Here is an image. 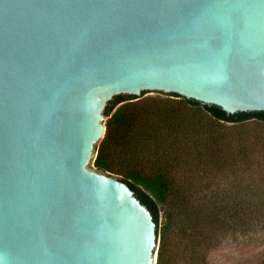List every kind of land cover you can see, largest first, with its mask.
<instances>
[{
    "label": "water",
    "instance_id": "95a60500",
    "mask_svg": "<svg viewBox=\"0 0 264 264\" xmlns=\"http://www.w3.org/2000/svg\"><path fill=\"white\" fill-rule=\"evenodd\" d=\"M201 2L0 0V264H156L152 212L94 166L109 101L264 110V0Z\"/></svg>",
    "mask_w": 264,
    "mask_h": 264
},
{
    "label": "trees",
    "instance_id": "16d2710c",
    "mask_svg": "<svg viewBox=\"0 0 264 264\" xmlns=\"http://www.w3.org/2000/svg\"><path fill=\"white\" fill-rule=\"evenodd\" d=\"M105 114L94 166L152 212L156 264H210L225 237L263 225L264 110L228 112L164 92L117 95ZM259 257L264 264V249Z\"/></svg>",
    "mask_w": 264,
    "mask_h": 264
},
{
    "label": "rangeland",
    "instance_id": "374dc122",
    "mask_svg": "<svg viewBox=\"0 0 264 264\" xmlns=\"http://www.w3.org/2000/svg\"><path fill=\"white\" fill-rule=\"evenodd\" d=\"M263 249L264 223L251 233L228 235L209 253L208 260L210 264H255Z\"/></svg>",
    "mask_w": 264,
    "mask_h": 264
},
{
    "label": "snow or ice",
    "instance_id": "6c2138e0",
    "mask_svg": "<svg viewBox=\"0 0 264 264\" xmlns=\"http://www.w3.org/2000/svg\"><path fill=\"white\" fill-rule=\"evenodd\" d=\"M168 6L179 10L180 15H191L205 5L201 0H169Z\"/></svg>",
    "mask_w": 264,
    "mask_h": 264
}]
</instances>
